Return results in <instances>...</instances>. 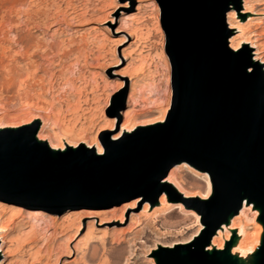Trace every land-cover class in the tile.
Returning <instances> with one entry per match:
<instances>
[{"label":"rangeland","instance_id":"rangeland-1","mask_svg":"<svg viewBox=\"0 0 264 264\" xmlns=\"http://www.w3.org/2000/svg\"><path fill=\"white\" fill-rule=\"evenodd\" d=\"M112 1L116 4L124 2ZM241 1L238 0V4H241ZM102 4V0H0V73L2 74V69L10 66L21 70L22 74L18 77L13 75L10 81L0 75V131L9 130L0 133V141L10 142L20 138L25 132L18 133V130L26 127L30 129L29 133L34 132L37 142L38 134L52 146H65L66 143L71 145L68 149L64 147L66 151H55L54 154L63 153L58 155V158H74L80 154L84 157L89 155L85 146L74 150L72 145L78 143L81 138L90 143L95 129L104 123V118L100 117L102 110L109 115L108 118L114 117L118 122L116 130L111 134L119 132L123 123L122 113L126 110H133L138 114L131 122L136 128L134 132L137 128L147 127L149 124L165 123L172 107L174 79L168 58L165 64L154 60L155 54L162 48L166 49V57L170 53L162 30V13L157 0H147L145 7H139V13L136 10L138 3L130 1L128 9L117 10L122 14L114 16L116 21L98 25L100 30L94 35H89L91 23L103 20L104 12L96 11ZM153 5L157 10L152 9ZM251 6L252 16H238V23L245 35L258 34L255 39L264 43V14H254L264 13V0H251ZM73 12L80 14V26H75L71 20L74 17ZM229 12L227 9L224 15L227 48L229 38L237 34L230 31L226 25V15ZM125 16L132 17L133 22L123 28L122 19ZM154 16L159 20L151 23L150 20ZM119 29L123 32H116ZM135 29L140 31H136L138 34L135 37L138 39L133 36L129 38L124 33ZM16 35H20L21 40L14 43ZM123 39L128 42L122 47L114 48V44L120 45ZM24 44L30 45L27 51L21 50ZM123 50L131 57L128 59L130 67L127 66L128 62L125 63L121 58ZM139 50L144 57L143 62L135 64L133 59ZM239 51L235 55H238ZM11 57L13 61L17 60L12 62ZM239 57L242 60L247 59L251 64L249 52ZM30 61L34 62L31 64ZM114 61H118V65L106 70L110 63H115ZM143 65L145 72L133 74L131 77L140 84L136 104L125 107L130 82L126 81L122 96L117 99V94H114L117 79L109 77L108 73L124 72L129 68L133 69L131 66L139 68ZM259 68L264 72V65ZM254 80L257 81L258 78L254 77ZM70 109H78L75 113L77 120H70ZM153 127L160 129L158 125ZM144 129L146 128L142 130ZM145 134L148 133L137 136ZM131 135L126 136L125 140L130 139ZM106 136L109 135H104ZM45 141L40 142L49 148ZM170 174L174 175L173 178L182 192L190 196L184 199L170 187L174 192L171 201L177 205L183 204L188 209L186 212L182 205L180 210L177 205H171L172 208L166 212L154 213L159 206L151 207L149 201L140 198L133 209L124 213L123 206L134 201L119 205L128 190L127 184L114 186L100 194L82 191L77 195L63 196L57 201L9 188L0 189V225L4 230L2 235L5 234L10 240L6 262L59 264L58 260L62 256H69L71 249L77 244H70V241L79 225L84 228L83 234H97L101 238L86 251L82 250L81 245H76L78 251L73 256L62 258L70 261L75 259L74 264H163L173 259L176 251L189 248L193 250L191 244L204 229L201 215L193 208L204 206L196 197L204 199L202 195L206 193V175L188 165L175 166L164 179ZM164 188L160 183L157 189L164 191ZM163 194L165 193L161 195ZM211 194L210 192L206 200ZM71 200L76 202L64 209L59 208L63 202ZM249 205L238 219H235L238 214L233 218L235 226L239 229L230 233L232 239L236 237L233 250L245 234L247 241H252L247 242L250 249L242 257L235 255L240 260L239 264H250V260L252 264V259L256 258L254 249L258 245L257 226L262 223L261 215L256 213L257 208L251 203ZM190 211L199 216V222ZM27 212L39 213V220L24 224ZM93 213H97L99 218L86 219V216ZM262 226L261 243L264 238L263 223ZM35 237L37 240H34ZM22 240L26 241L25 245ZM207 247L204 248L205 252ZM46 249L47 252L50 251L48 257ZM2 260L0 253V264Z\"/></svg>","mask_w":264,"mask_h":264},{"label":"water","instance_id":"water-1","mask_svg":"<svg viewBox=\"0 0 264 264\" xmlns=\"http://www.w3.org/2000/svg\"><path fill=\"white\" fill-rule=\"evenodd\" d=\"M232 1L238 4L157 0L174 79L170 115L160 129L125 140L126 134L122 141L101 138V156L85 149L89 155L62 159L63 153L37 142L34 132L1 140L0 189L57 201L127 184L119 205L143 198L153 207L164 192L157 189L160 182L184 163L208 176L212 194L200 201L202 208H193L204 225L193 250L176 251L163 264H234L227 256L231 240L223 252L209 255L204 248L244 201L260 209L264 225V73L259 67L254 75L247 73L248 60L227 48L224 15ZM258 257L256 264H264V238Z\"/></svg>","mask_w":264,"mask_h":264},{"label":"bare ground","instance_id":"bare-ground-1","mask_svg":"<svg viewBox=\"0 0 264 264\" xmlns=\"http://www.w3.org/2000/svg\"><path fill=\"white\" fill-rule=\"evenodd\" d=\"M130 1H132V0H124L123 3L116 4L112 0H108V1L102 0V3H103L102 6H99L100 8L98 10H96V11L102 10L101 12H104L102 14V19L103 20H101V21L100 20H98V21L96 20V21H93L91 23L92 25H90L89 31H88L89 35L90 34L94 35L100 30L98 25L100 26V25H102L105 22H108L109 24H112L114 20L116 21V17L114 18V16L122 14V12H118L119 10L128 9V6H130ZM133 1L138 3V6L136 7L137 12L139 11V7L140 8L141 7H145V5H146L145 3L147 2V0H133ZM152 9L153 10H157L156 6H154V5L152 6ZM227 9H229L230 12L227 13V15H226V25H227V27H228V29L230 31H235V33H237L233 37L229 38V40L227 41L228 42V48L235 54H236V52L238 50H240L238 52L239 56H243L244 53H246V52L248 53L249 52V55L251 56L252 59H251V64L249 63V66H248L246 72L254 75L258 71L257 67H259L261 65H264V43L262 41H260V39H255V37L258 34L256 35L255 33H251L250 35H245V33H243L242 26H240V24L238 23L239 22L238 21V16H243V15H248V14H250L252 16L253 12H252L251 0H242L241 4H236L234 1H232V2L229 3V6L227 7ZM78 11H79V9H78ZM83 13L85 14V12H83ZM73 14H74V17L73 18L71 17L72 18L71 20L73 21V23H75V26H80V22H81L80 21V17H81L80 14L77 15L74 12H73ZM254 14H256V16H261V14H264V13H254ZM133 20H135V19H133ZM158 20H159L158 17L154 16V17L151 18L150 22L151 23H155ZM130 22H133L132 21V17L125 16L122 19V23L124 24L123 28H124V26H126ZM136 31H139V30L135 29V31L124 32V33L126 34L127 37L131 38L132 36L135 37L138 34ZM116 32H123V31H120V29H119V30H116ZM135 38H137V37H135ZM20 40H21V36L20 35H16L14 43H17ZM127 42L128 41L123 39L120 42V45H117V44L115 45L114 44V48H116L117 46L122 47L123 44L127 43ZM29 46L27 44H24V45H22L21 50L27 51L29 49ZM114 48H113V50H115ZM141 50L138 51L136 57L133 59V63L136 64V63H139V62H141V63L143 62V58L144 57H143V55L141 53ZM165 50L166 49L162 48L159 53H156L155 56H154V60L157 61L160 64H165L167 62V60H168L167 57L165 56V53H166ZM18 56L20 57L21 55H18ZM121 58L123 59V61H125V63H127L129 61L128 59L131 58V57L127 53H125L124 50H123L122 53H121ZM11 59H12V57H11ZM15 60H17V59H15ZM14 61L12 59V62H14ZM32 62H34V61H32ZM32 62H31V64H32ZM110 64H109V66L107 67L106 70H110L111 68L116 67L118 65V61L113 63V64H111V65ZM130 64L131 63L128 62L127 66L130 67L129 66ZM1 65H2V58H0V67H1ZM131 67L133 69L129 68L128 70H126L124 72L123 71L122 72L111 71V72L108 73L109 77L113 76V77H115L114 79H117L116 82H115V86H114L115 87L114 94H117L115 96V98H117V99H119L122 96L121 95L122 94V90L124 89V86L126 85V81L130 82L129 95L127 96L125 107L126 106L127 107L128 106H135L136 99L138 98V94L140 92L139 91V85H140L139 81H135L131 77L133 76V74H135V75L137 74L138 75V74H142V73L145 72L144 65L139 67V68H136L137 66H135V68L133 66H131ZM1 71H2V74L0 73V75L3 78H5V80L9 79L8 81L12 80V76L13 75H15L17 77L19 75H22L21 74V70L15 69V67H10V66L9 67H5ZM263 71H264V68H263ZM149 77H151V76H149ZM254 77L258 78V76H254ZM258 82L259 81L257 80L256 83H258ZM263 83H264V80H263ZM70 110H72V109H70ZM70 110H68V111H70ZM77 110L78 109L70 111V118H71L70 120H74V121L77 120L76 119L77 114L75 115ZM136 115H138V114L136 112H134L133 110L124 111L122 113L123 123L120 126L119 132L115 133V134H111L112 132H114L116 130V127L118 126V122L116 121V118H114V117L108 118L109 115H107L104 112V110H102L101 113H100V117L104 118V123L102 125H99L95 129V131L93 132V134L90 137V143H86V140L84 138H81L78 143H75V144L72 145V149L80 150V149H82L83 146H85V149H88V150H91V151L94 150L95 153L97 154V156H101L103 154V148H102L99 140L101 138H105L104 135H109L108 137L107 136L106 137L110 141H113V142L114 141H122L123 138H124V135H126V134H132V136H137V135L144 134V133H150V132L155 131V130L158 129L157 127L155 128L153 126H156V125L159 126V125L162 124L161 122L154 123V124H149V125H146L147 127L137 128V131L134 132V129H136V128H134L135 127L134 125H131V122H132V120L134 119V117ZM161 120H163V119L161 118ZM143 128H146V129H144V131H143L142 130ZM8 131L9 130H4V131H0V133L8 132ZM29 131H30V129L25 127L23 129L21 128L20 130H18V133L25 132L23 134H26ZM23 134H21V135H23ZM36 138H37L38 142L45 141L44 139H41L42 137H40V135H38V134H37ZM44 138H46V136ZM45 142H47V144H48L50 150L53 152V154H54L55 151H66L64 147L66 146L67 149H68L71 146V145H68V143H66L65 146L64 145L52 146V145H50V143L48 141H45ZM179 165H182V167H185L186 164L182 163V164H179ZM204 175H206V174H204ZM173 176L174 175L170 174L166 179H164L163 181L160 182L161 185H163L165 187L164 188V192H163L165 194H163V195H161L159 197V201L155 204V205H157L159 207L153 211L154 213H155V211L166 212V211H168V210H170L172 208L171 205H177L176 203L171 201L172 197L168 196L169 195L168 191L170 190V189H168V187H171V188H173V190H176L177 194L179 196H182V198H184V199L190 198V196H188V195H186L185 193L182 192V190L180 189V187L177 185L176 181L174 180ZM205 178H206V193L204 195H202V197L204 199H202L201 197H196V199L197 200L200 199V201L206 200V198L209 196V194L211 192V185H210V182H209V180L207 178V175L205 176ZM167 192H168V194H166ZM138 199H140V198L135 199L130 204L124 205L123 206L124 207L123 208L124 209V213L126 211H128V210L133 209L135 207V205L139 202ZM181 205L185 209V212H186V210L188 211V209H186L184 207V205L181 204V203H178L177 209L180 210L181 209L180 208ZM248 207H250L249 204H246L245 201L242 202L241 209L238 212V217L235 218L237 216V214L234 215V216L229 217L227 219V222L222 224L216 230V232L214 233V235L212 236V238H211V240L209 242V246L206 248V252L209 255L212 252H223L225 243H227V242H229V240H231V246H230L229 251L227 252V256H228V258L231 261H233L234 264H239L240 260L237 259V257L235 255L238 254L239 257H242L250 249L247 242H252V241L251 240L247 241V239L245 238L246 237V234H245V237L243 236V238L237 244L236 249L233 250L234 248H232V247H234V245L236 243V240H235L236 237L232 239V235H230V233L233 230H238L239 229L238 227L235 226V219H238L240 217V215L243 213V211L245 209H248ZM190 212L193 215H195L192 211H190ZM256 213L258 215L260 214V209L259 208H257ZM39 216H40L39 213H29V212H27V214L24 216V219H25L24 220V224H29V222L31 220H39V218H37ZM242 217H243V215H242ZM98 218L99 217H98L97 213H93L90 216H86V219H91V220H95V219H98ZM233 218H235V219H233ZM195 219H196L197 222H199V216L195 215ZM120 222H121V220H120ZM100 223H97V224H100ZM257 229H258V233H257L256 240L258 241V245L254 249L255 253L258 252V250H259V248L261 246V240H262V235H263L262 223H258ZM83 230H84V228H82L80 225L77 227L76 234L71 239L70 244H72L73 242H76L77 243L76 245H81L82 246V250L86 251L91 244L95 243L101 237L99 235H97V234H90V235L87 234V233L83 234ZM3 232H4L3 227L0 225V253H1V257L3 259L2 260V264H9L10 262L8 263L6 261H7V258H8V251H9L7 249V245H9L10 240L8 239L7 236H5V234L2 235ZM39 237H38V241L40 240ZM247 237H249V236H247ZM253 237H250V238H253ZM36 238L37 237H35L34 240H37ZM25 242H26L25 240H22V244H24ZM24 245H22V246H24ZM76 245L73 247V249H71V252H70V255H69L70 257L73 256L75 254V252L78 251V247ZM183 252H185V251H183ZM45 253H46V257H48L47 255L50 254V251L47 252V249H46ZM248 253L250 254V252H248ZM69 256L68 255L67 256H62V258H68ZM62 258H60L59 260L57 259L59 264H74L75 263V261H74L75 259L70 261V260H64ZM251 258L252 257H250V259ZM258 259H259V257L255 258V259H252V264H256ZM250 264H251V260H250Z\"/></svg>","mask_w":264,"mask_h":264}]
</instances>
